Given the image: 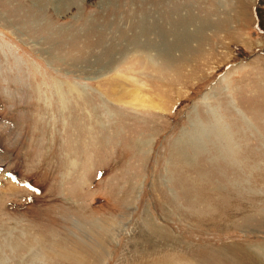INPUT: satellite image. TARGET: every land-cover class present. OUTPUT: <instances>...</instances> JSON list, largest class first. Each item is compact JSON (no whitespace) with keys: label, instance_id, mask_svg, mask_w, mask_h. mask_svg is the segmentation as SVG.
Returning a JSON list of instances; mask_svg holds the SVG:
<instances>
[{"label":"rangeland","instance_id":"374dc122","mask_svg":"<svg viewBox=\"0 0 264 264\" xmlns=\"http://www.w3.org/2000/svg\"><path fill=\"white\" fill-rule=\"evenodd\" d=\"M148 220L264 264V0H0V264H149Z\"/></svg>","mask_w":264,"mask_h":264},{"label":"bare ground","instance_id":"6f19581e","mask_svg":"<svg viewBox=\"0 0 264 264\" xmlns=\"http://www.w3.org/2000/svg\"><path fill=\"white\" fill-rule=\"evenodd\" d=\"M138 93V92H137ZM136 95V94H135ZM138 97V96H137ZM137 100H135L136 102ZM138 105V104H137ZM141 108V107H140ZM158 111V110H156ZM216 120V119H215ZM218 121V120H216ZM220 121V120H219ZM216 125V124H215ZM218 125V124H217ZM219 128V127H218ZM206 129V128H205ZM224 132V131H223ZM224 134V133H223ZM223 136V135H222ZM218 138V137H217ZM188 140V141H187ZM187 140H182L180 141V146H178L176 148V152L174 153L175 156L177 157L178 160H180L181 162H187L188 161V156H186L185 153V149H186V144L188 143L189 148L192 149L193 151L195 149H197V146L195 144H193L190 139ZM193 140V139H192ZM207 140V139H206ZM190 141V142H189ZM226 146L229 147L231 144L229 142V140L225 141ZM219 144V143H218ZM138 145V144H137ZM141 145V144H140ZM182 145V146H181ZM142 146V145H141ZM175 148V147H174ZM194 148V149H193ZM233 149V147H232ZM234 152V151H233ZM225 155V154H224ZM228 156V155H227ZM173 157V156H172ZM179 161V162H180ZM178 162V161H177ZM176 164V161H175ZM186 164V163H185ZM187 165V164H186ZM147 227H149V231L148 233H146V235L143 236H139L138 239L143 240V242L145 243V245H147V255H154L157 256L159 259H156L155 261H153L152 263L149 264H181V263H177L175 262V260L170 259V258H165L163 256V250L162 248L159 246L160 241L162 239H164L165 237L168 238L165 234H162L160 232V230L157 228V226L152 222V220H148L147 222ZM100 233V235L104 236V237H108L109 236V230L108 229H103V228H99V230L97 231ZM142 233V232H141ZM154 236L158 237V241L154 240ZM68 254V253H67ZM66 254V255H67ZM141 255H145L146 253L140 252ZM70 255V254H69ZM67 257V256H66ZM148 264V263H147Z\"/></svg>","mask_w":264,"mask_h":264}]
</instances>
